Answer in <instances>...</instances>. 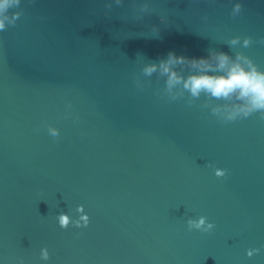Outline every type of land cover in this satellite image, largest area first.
I'll list each match as a JSON object with an SVG mask.
<instances>
[{
  "label": "water",
  "instance_id": "water-1",
  "mask_svg": "<svg viewBox=\"0 0 264 264\" xmlns=\"http://www.w3.org/2000/svg\"><path fill=\"white\" fill-rule=\"evenodd\" d=\"M0 20V264H264V108L184 87L218 52L264 73V0H8Z\"/></svg>",
  "mask_w": 264,
  "mask_h": 264
},
{
  "label": "clouds",
  "instance_id": "clouds-1",
  "mask_svg": "<svg viewBox=\"0 0 264 264\" xmlns=\"http://www.w3.org/2000/svg\"><path fill=\"white\" fill-rule=\"evenodd\" d=\"M8 0H0V9L7 7ZM239 7V5H236ZM3 20H0V28H3ZM247 43V41H245ZM217 61V68L223 71L222 75H209L207 72H201L187 77L184 80V87L187 88L192 95H196L203 90L213 96H226L229 93L238 91V96L247 97L252 108H264V73L257 72L253 67L245 68L238 62L228 64L229 58L223 52L213 54ZM180 59V58H177ZM239 56H237V60ZM171 60V53H169ZM194 64H199L207 67L206 60L203 57L193 60ZM226 65L227 68L225 67ZM155 68L154 65L145 68L146 72H151ZM161 70L168 73V83L171 84L179 79L174 72L168 68V62L161 63ZM217 175L223 173L217 171ZM61 226L64 225V219L58 218ZM190 224L200 227L203 224V219L196 222L189 221ZM211 227V225H207ZM42 257L46 258V252L42 250Z\"/></svg>",
  "mask_w": 264,
  "mask_h": 264
}]
</instances>
